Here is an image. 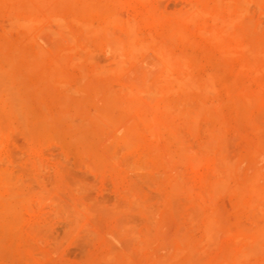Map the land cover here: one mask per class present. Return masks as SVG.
Masks as SVG:
<instances>
[{"label":"rangeland","instance_id":"rangeland-1","mask_svg":"<svg viewBox=\"0 0 264 264\" xmlns=\"http://www.w3.org/2000/svg\"><path fill=\"white\" fill-rule=\"evenodd\" d=\"M73 1L0 0V264H226L229 259L234 264L243 245L254 254L249 257L245 249L249 258L245 262L239 254L241 264H264V235L257 234L264 228V200L259 201L264 199V0ZM189 1H198L193 9L199 4L208 14L197 17L198 7L193 20ZM79 7L83 12H76ZM214 12L216 21L231 15L229 30H221L227 19L222 25L213 20L220 25L218 36L208 19ZM113 15L121 27L113 24ZM120 18L128 24L134 19L137 37L127 40L130 45L125 37L132 29ZM76 20L80 25L72 23ZM81 25L96 36L86 34L87 39ZM198 29L209 34L213 29L221 37L209 41L214 38ZM149 39L151 47L144 45ZM135 42L141 43L140 52L129 50ZM225 45L234 48L223 50ZM158 57L177 59L183 72L193 74L198 91L192 84L193 91H186V83L184 92L177 86L174 95L164 94L172 85H164L169 73ZM171 62L166 68L177 76L178 64ZM205 73L212 92L203 84L209 81ZM163 104L173 109L164 105V111ZM209 216L212 228L206 225Z\"/></svg>","mask_w":264,"mask_h":264},{"label":"bare ground","instance_id":"bare-ground-1","mask_svg":"<svg viewBox=\"0 0 264 264\" xmlns=\"http://www.w3.org/2000/svg\"><path fill=\"white\" fill-rule=\"evenodd\" d=\"M29 1H30V0H29ZM71 1H73V0H71ZM140 1H142V0H140ZM143 1H144V0H143ZM145 1H146V0H145ZM222 1H223V0H222ZM225 1L228 2V0H225ZM229 1L232 2V0H229ZM233 1H234V0H233ZM236 1H237V0H236ZM239 1H240V0H238L237 2H239ZM248 1H249V0H248ZM259 1H260V0H259ZM73 2H74V1H73ZM75 2H76V4H77V3H78V0H77V1L75 0ZM75 2H74V4H75ZM122 2H123V1H122ZM187 2H188V1H187ZM211 2H212V1H211ZM216 2H217V1H216ZM216 2H212V3H216ZM219 2H220V1H219ZM219 2H217V3H219ZM244 2H246V1H244ZM250 2H253V1L250 0L249 3H250ZM254 2H255V1H254ZM30 3H31V2H30ZM189 3H190V4H188V5H191L190 7H189V6L187 7V6H185V5H184V6L187 7V9L189 8L188 10H191L190 12L187 11L188 13L194 12V13H192V14L194 15L193 18H192V14H191V17H190V18H192V19L194 20L195 13H197V12H195V11H196V10L198 11L199 4L196 5L197 9H196V7L193 9L194 6L192 7V4L194 3V1H193V3H192V1H189ZM196 3H198V1H197ZM196 3H195V4H196ZM217 3H216V4H217ZM229 3H230V2H229ZM234 3H235V1H234ZM240 3H241V2H240ZM249 3L246 2V3L244 4V6H246V4L248 5ZM255 3H256V2H255ZM258 3H259V2H258ZM115 4H116V3H115ZM195 4H193V5H195ZM226 4H227V6H230V5H228V3H226ZM232 4H233V3H232ZM236 4H238V3H236ZM31 5H33V4H31ZM65 5H66V4H65ZM125 5H126V4H125ZM136 5H138V4H136ZM141 5H142V4H141ZM141 5H139V6H141ZM218 5H219V4H218ZM218 5H217V6H218ZM222 5H224V4H222ZM239 5H240V4H239ZM241 5H242V4H241ZM241 5H240V7H241ZM254 5H255V4H254ZM182 6H183V5H182ZM210 6H211V5H210ZM231 6H232V5H231ZM231 6H230V7H231ZM25 7H26V6H25ZM33 7H34V6H33ZM71 7H72V5H71ZM90 7H91V6H90ZM107 7H108V6H107ZM135 7H137V6H135ZM141 7H142V6H141ZM141 7H137V8H140V9H141ZM212 7H214V6H212ZM242 7H243V6H242ZM246 7H247V6H246ZM246 7H244V8H246ZM253 7H254V6H253ZM65 8H66V7H65ZM79 8H80V7H79ZM84 8H85V7H84ZM101 8H102V7H101ZM191 8H192L193 10H192ZM218 8H220V6H218ZM232 8H233V7H232ZM232 8H231V9H232ZM236 8H237V10L240 9V8H238L237 6H236ZM244 8H243V9H244ZM33 9H34V8H33ZM33 9H32V10H33ZM52 9H53V8H52ZM109 9L111 10V7H110V6H109ZM114 9H115V8H114ZM132 9H133V8H132ZM213 9H214V8H213ZM213 9H212V10H213ZM227 9L229 10V7H227ZM231 9H230V10H231ZM243 9H242V11H245V10H243ZM254 9H255V8H254ZM62 10H63V8H62ZM77 10H78V9H77ZM80 10H81V8H80ZM80 10H79V11H76V12H83L82 10H81V11H80ZM106 10H107V9H106ZM137 10H138V9H137ZM201 10H203V9H202V8L200 9V7H199V11H200V12L198 11V12H199V15H198V13L196 14L197 17H200V13H201V15L207 13V12H204V13H203V11H201ZM228 10H226V11L228 12ZM257 10H258V9H257ZM240 11H241V10H240ZM240 11H237V14H238V12H240ZM32 12H33V11H32ZM121 12H122V10H121ZM121 12H118L119 14H118L117 16H120V13H121ZM185 12H186V11H185ZM215 12H217V11H215ZM215 12H214V13H215ZM227 12H226L225 14L228 15ZM61 13H62V12H61ZM70 13H71V12H70ZM73 13H74V12H73ZM97 13H98V12H97ZM165 13H166V12H165ZM180 13H181V12H179V15H181ZM188 13H187V14H188ZM214 13H212V14L210 13L211 16H213V17L210 18V14H209V18H208V19H210V22H213V23H212L213 26H214V24H215L213 20L216 21V19H217V17H218V16H217L218 14L215 13V15H214ZM217 13H218V12H217ZM242 13H243V12H242ZM242 13H241V14L239 13V14L242 15ZM244 13H245V12H244ZM45 14H46V13H45ZM52 14H53V13H52ZM115 14H117V13H115ZM147 14H149V13H147ZM184 14H186V13H183V15H184ZM207 14H208V13H207ZM207 14H206V15H207ZM239 14H238V16H239ZM47 15H48V14H47ZM60 15H61V14H60ZM128 15H129V14H128ZM132 15H133V14H132ZM132 15H131V17H130V16H129V17L132 18ZM174 15L176 16V14H174ZM179 15H178V16H179ZM221 15H222V14H221ZM227 15H226V17L223 18V19H224V20L227 19L228 21H224V22H223V19H221V21H220L219 18H218L219 20H217V21H219L218 23L223 22V26L225 25V26H224L225 28L223 27V28H221V30L228 29V28H226V24H227V27H228V26H231V24L228 25V23H230V20H231V19L229 18V16H231V15H229V16H227ZM234 15H235V14H234ZM53 16H54V19H55V17H56V20H59V21H60V18H57L56 15H53ZM53 16H52V17H53ZM76 16H77V13H76ZM114 16L117 17L116 15H113V17H114ZM133 16H136V15H133ZM168 16H170V15L168 14ZM171 16H172V15H171ZM189 16H190V15H189ZM215 16H217V17H215ZM224 16H225V15H224ZM232 16H233V15H232ZM261 16H262V13H261ZM58 17H60V16H58ZM73 17H75V14H74ZM73 17L71 16V19H70V20L74 21V19H75L76 17H75L74 19H73ZM111 17H112V16H111ZM137 17H138V16H137ZM137 17H136V18H137ZM176 17H177V16H176ZM186 17H187V16H186ZM197 17H195V21H196V18H197ZM204 17H205V16H204ZM234 17H235L234 21H235L236 19L238 20V18H237L236 16H234ZM234 17H233V18H234ZM241 17H242V16H241ZM29 18H31V16H30ZM39 18H41V16H40ZM122 18H124V20H125V17H122ZM122 18H120V19H121V20H120V21H121L120 24H122V20H123ZM130 18H129V21H130ZM148 18H149V17H148ZM179 18H180V17H179ZM181 18H182V16H181ZM231 18H232V17H231ZM233 18H232V20H233ZM32 19H33V17H32ZM42 19H44V18L42 17ZM42 19H41V21H42ZM77 19H78V18H77ZM107 19H108V16H107ZM107 19L105 20L106 22L108 21ZM118 19H119V17H117V19L115 18V21H114V19H113V21H114L113 24H115V22H116V23L118 24V26H120L119 23L117 22ZM134 19H135V17H134ZM134 19H131L132 22L130 21V22H129L130 24H128V21H124V20H123L124 23H126V24L124 25V27H125V26H126L127 28L129 27V28L127 29L128 31H129V29H132V30H131L132 32L130 31L131 33H133V31L135 30V28H134L135 26L133 27V25L135 24V23H134ZM162 19H163V18H162ZM203 19L205 20L206 18H203ZM208 19H207V20H208ZM211 19H212V20H211ZM239 19H240V17H239ZM241 19H242V18H241ZM36 20H37V19H34L33 21H36ZM46 20H47V19H46ZM46 20H45V21H46ZM50 20H51V19H50ZM52 20H53V19H52ZM67 20H68V18H67ZM111 20H112V18H110V16H109L108 28H110L109 25L112 23ZM180 20H181V19H180ZM182 20H183V19H182ZM185 20H186V19H184L183 22H185ZM193 20H192V21H193ZM201 20H202V18H201ZM207 20H206V21H207ZM237 20H236V21H237ZM252 20H253V19H252ZM14 21H16V20L14 19ZM14 21H12V23H13ZM28 21H29V20H28ZM33 21H31V22L34 23ZM38 21H40V20H38ZM59 21H58V22H59ZM61 21H62V19H61ZM77 21H78V20H76L75 22H72V23H74V24L76 23V25H80V22H79V21L77 22ZM80 21H81V20H80ZM83 21H84V20H83ZM92 21H93V20H92ZM97 21H98V20H97ZM105 21H104L105 25H104V23H103L104 26H106V22H105ZM138 21H140V20H138ZM159 21H160V20H159ZM190 21H191V20H190ZM192 21H191V22H192ZM202 21H203V20H202ZM217 21H216V22H217ZM236 21H235V22H236ZM16 22H17V21H16ZM16 22H15V23H16ZM52 22H55V20L52 21ZM70 22H71V21H70ZM109 22H110V24H109ZM141 22H142V21H141ZM141 22H140V23H141ZM178 22H179V21H178ZM180 22H181V21H180ZM210 22H209V23H210ZM225 22H227V23H225ZM232 22H233V21H232ZM248 22L250 23V21H248ZM251 22H252V21H251ZM28 23L30 24V22H28ZM32 23H31V24H32ZM59 23H60V22H59ZM131 23H132V24H131ZM137 23H138V22H137ZM193 23H194V22H193ZM206 23H207V22H205V24H206ZM236 23H238V22H236ZM246 23H247V22H246ZM19 24H20V23H19ZM19 24H18V25H19ZM35 24H37V23H35ZM56 24H57V21H56ZM60 24H62V22H61ZM81 24H84V23L82 22ZM92 24H93V23H92ZM101 24H102V23H101ZM117 24H116V25H117ZM181 24H182V23H181ZM183 24H184V23H183ZM186 24H187V22L185 23V25H186ZM191 24H192V23H191ZM238 24H239V23H238ZM256 24L258 25L259 23L257 22ZM16 25H17V24H16ZM64 25H65V24H64ZM64 25H61V26H62L61 29H62V28L64 29V27H63ZM72 25H73V24H72ZM72 25H71V26H72ZM76 25H75V26H76ZM93 25H94V24H93ZM128 25H130V26H128ZM140 25H141V24H140ZM203 25H204V24H203ZM210 25H211V24H210ZM221 25H222V23H221ZM27 26H29V25H27ZM41 26H42V25H41ZM59 26H60V25L57 24L56 29H58V30L60 31V27H59ZM75 26H74V27H75ZM81 26H82V25H81ZM81 26H79V27H80V28H84V26H82V27H81ZM100 26H101V25H99V27H100ZM110 26H111V25H110ZM145 26H147V25H145ZM192 26H193V25H192ZM213 26H211V27H213ZM216 26H217V28H218V26H220V25L217 24ZM216 26H214V27H216ZM251 26H252V24H251ZM251 26H250V27H251ZM38 27H39V26H38ZM38 27H35V28H38ZM58 27H59V28H58ZM65 27H66V26H65ZM76 27H77V26H76ZM76 27H75V28H76ZM102 27H103V26H102ZM102 27H101V29L104 30V29H103L104 27H103V28H102ZM120 27H121V26H120ZM126 27H125V28H126ZM137 27H138V25L136 24V29L140 28L141 26L138 27V28H137ZM147 27H148V26H147ZM157 27L159 28V27H160V24H159ZM171 27H172V26H171ZM193 27H196V26H193ZM259 27H260V26H259ZM30 28L33 29L34 27H32V25H31ZM35 28H34V29H35ZM89 28H90V27H89ZM89 28H87V26H85L84 30L86 29V31H85L86 33H84V31H83V33H84L85 35H86V34H90L91 31H87V29H89ZM117 28H118V27H116L115 29H117ZM204 28H205V27H203V30H204ZM230 28H232V27H230ZM254 28H255V27H254ZM26 29H27V28H26ZM26 29H25V30H26ZM41 29H42V28L39 29L40 32H41V31H44V29H43V30H41ZM120 29H122V28H120ZM149 29H150V28H149ZM219 29H220V28H218V30H217L218 32L215 33V34H217V36H218V33L221 31V30L219 31ZM255 29L257 30V28H255ZM259 29H261V28H259ZM35 30H36V29H35ZM47 30H48V29H47ZM52 30H53V29H52ZM52 30H51V31H52ZM58 30H57V31H58ZM108 30H110V29H107V28H106V31H108ZM118 30H119V29H118ZM118 30H116V31H118ZM142 30H143V29H142ZM203 30L201 29V31H200V30L198 29V32H197V33L200 34L201 36H203V34L206 32V31L202 32ZM228 30H229V29H228ZM28 31H29V30H28ZM37 31H38V30H37ZM53 31L55 32V29H54ZM57 31H56V32H57ZM67 31H68V30H67ZM106 31H105V32H106ZM116 31H115V32H116ZM136 31H138V30H136ZM143 31H144V30H143ZM149 31H151V30H149ZM199 31H200V32H199ZM211 31L215 32L213 29H211ZM26 32H27V30H26ZM56 32H55V34H56ZM87 32H89V33H87ZM108 32L110 33V31H108ZM122 32H123V30H122ZM209 32H210V31H209ZM209 32H208V33L206 32V33L204 34V37L206 36V38H207L208 35H209L210 38H211V36H212V37H213V36L215 37V35L213 34V32L211 33V34H213V35L209 34ZM224 32H225V31H224ZM226 32H227V31H226ZM226 32H225V33H226ZM257 32H258V30H257ZM3 33H4V32H3ZM48 33H49V32H48ZM57 33H58V32H57ZM60 33L63 35L64 32L62 31V32H59V34H60ZM68 33H69V31H68ZM76 33H77V32H76ZM91 33L94 34L95 32H91ZM118 33H119V32H118ZM140 33H141V32H140ZM143 33H144V32H143ZM149 33H150V32H149ZM155 33H157V32H155ZM201 33H202V34H201ZM222 33H223V32H221L220 35H222ZM249 33H250V32H249ZM81 34H82V33H81ZM84 34H83V35H84ZM93 34H90L89 39L91 38V35H92V36H96V35H93ZM111 34H112V32H111ZM126 34H127V37H125V39H126L125 41L128 40L130 43H132V42H133L132 40L135 39V38L132 39L133 36H134V37H137V35H136L135 33H133V35H132V34H129V33H126ZM126 34H125V35H126ZM134 34H135V35H134ZM206 34H207V35H206ZM235 34H236V32H235ZM252 34H253V33H252ZM26 35H27V34H26ZM48 35H51V33L48 34ZM68 35H70V33H69ZM68 35H66V37H67ZM83 35H82V36H83ZM85 35H84V36H85ZM128 35H129V37H131L130 40H129ZM140 35H141V34H140ZM142 35H143V34H142ZM144 35H145V33H144ZM144 35H143V36H144ZM154 35H156V34H154ZM223 35H224V34H223ZM248 35H250V34H248ZM29 36H30V34H29ZM31 36H32V35H31ZM31 36H30V38H31ZM51 36H52V35H51ZM53 36H54V35H53ZM56 36H57V35H56ZM71 36H72V35H71ZM97 36H98V35H97ZM121 36H123V33L121 34ZM143 36H142V37H143ZM160 36H161V35H160ZM217 36H216V37H217ZM229 36H230V34H229ZM238 36H239V35H238ZM27 37H28V36H27ZM68 37H69V36H68ZM68 37H67V38H68ZM72 37H73L72 40L74 41L76 37L74 38V35H73ZM85 37H87V35H86ZM149 37H150V36H149ZM156 37H157V36H155V38H156ZM214 37H213V38H214ZM216 37H215V38H216ZM219 37H221V36H219ZM219 37H217V38H219ZM45 38H46V37H45ZM69 38L71 39V37H69ZM69 38H68V39H69ZM80 38H81V37H80ZM127 38H128V39H127ZM155 38H154V39H153V37L151 38L152 40H154V41H152V44H153V42L155 43ZM158 38H159V37H158ZM160 38H161V37H160ZM215 38H214V39L211 38V39H209V41H213V40H215ZM217 38H216V40H217ZM239 38H240V37H239ZM68 39H67V40H68ZM84 39H85V38H84ZM87 39H88V37H87ZM115 39H116V38H115ZM142 39H143V38H142ZM151 39H149V41H150ZM156 39H157V38H156ZM207 39H208V38H207ZM207 39H206V40H207ZM219 39H220V38H219ZM28 40H29V39L27 38V42H28ZM30 40H31V39H30ZM32 40H33V39H32ZM32 40H31V41H32ZM80 40H81V39H80ZM135 40H136V39H135ZM135 40H134V41H135ZM157 40H159V39H157ZM250 40H251V39H250ZM68 41L70 42V40H68ZM75 41H76V40H75ZM84 41H86V40H84ZM117 41H118V40H117ZM119 41H120V40H119ZM119 41H118V42H119ZM128 41H127V45H130ZM140 41H142V40H140ZM143 41H144V40H143ZM33 42H34V41H33ZM54 42H55V41H54ZM71 42H72V41H71ZM144 42H145V41H144ZM222 42H223V41H222ZM222 42H221V43H222ZM225 42H226V41H225ZM23 43H24V42H23ZM73 43H74V42H73ZM119 43H121V42H119ZM119 43H117V44H119ZM133 43H134V42H133ZM136 43H137V44H136ZM142 43H143V42H142ZM157 43H158V42H157ZM164 43H165V42H164ZM228 43H230V41H229ZM68 44H69V43H68ZM74 44H76V43H74ZM81 44H82V43H78V46L82 47ZM139 44H141V43L135 42V44H131V46H132V47L135 46V48H132L131 46H129V47H130L129 50H132V49L135 50V49H137V51L139 50L138 52H140V48H139L140 45H139ZM145 44L150 45V44H151V41H150L149 43L145 42L144 45H145ZM152 44H151V45H152ZM232 44H233V43H232ZM119 45H120V44H119ZM121 45H122V43H121ZM136 45H137V47H138L139 49L136 47ZM148 45H146V46H148ZM151 45L148 46V47H151ZM154 45H155V44H154ZM156 45H157V44H156ZM159 45H160V44H158L157 46H159ZM39 46H40V45H39ZM74 46L76 47L77 45H74ZM160 46H162V43H161ZM160 46H159V47H160ZM225 46H226V45H225ZM229 46H230V45H229ZM246 46H247V45H246ZM246 46H243V44H242V46H240V47L238 46V47H239L240 49H242V48L245 49ZM162 47H163V46H162ZM232 47H233V46H231V48H230V47L227 48V46H226V47H224L223 50H226L225 48H227V50L230 52V49L232 50V49L234 48V47H233V48H232ZM258 47H259V45H258ZM76 48H77V47H76ZM78 48H79V47H78ZM152 48H153V47H152ZM170 48H172V47H170ZM236 48H237V46H236ZM42 49H43V48H42ZM69 49L74 50V47H73V48H69ZM85 49H86V46H85V48H83V50H85ZM87 49H88V48H87ZM87 49H86V50H87ZM149 49H151V48H149ZM156 49H158V50H155V51H159V48H156ZM221 49H222V48H221ZM221 49H220V50H221ZM237 49H238V48H237ZM254 49H255V48H254ZM256 49H257V47H256ZM258 49H259V48H258ZM258 49H257V50H258ZM2 50H3V49H2ZM77 50H78V49H77ZM134 50H133V51H134ZM160 50H161V49H160ZM162 50H163V49H162ZM162 50L160 51L161 53H162ZM166 50H167V49H166ZM166 50H165L164 52L167 54V51H166ZM169 50H171V49H169ZM251 50H253V49H251ZM64 51L66 52V50H64ZM133 51H132V52H133ZM249 51H250V50H249ZM44 52H45V51H44ZM62 52H63V51H62ZM68 52H69V51H68ZM78 52H80V51L78 50ZM78 52H77V54H79V55H81V56L83 55V54H81L82 51H81L80 53H78ZM89 52H91V51H89ZM130 52H131V51H130ZM132 52H131V53H132ZM138 52H136V56H137V53H138ZM153 52H154V51H153ZM170 52H171V54H172V51H170ZM231 52H232V51H231ZM133 53H134V52H133ZM168 53H169V52H168ZM177 53H178V52H177ZM179 53H180V52H179ZM246 53H248V50H247ZM249 53H252V51H250ZM256 53H257L256 55H258V52H257V51H256ZM262 53H263V52H262ZM183 54H184V53H183ZM223 54H224V53H223ZM233 54H234V52H233ZM253 54H254V53H253ZM253 54H252V55H253ZM263 54H264V53H263ZM59 55H60V53H59ZM130 55H131V57H130ZM138 55H139V54H138ZM153 55H154V54H153ZM229 55H231V54H228V53H227V56H229ZM250 55H251V54H250ZM252 55H251V56H252ZM1 56H3V55H1ZM73 56H74V55H72V58H73ZM81 56H80V58H81ZM90 56H92V55H90ZM127 56H128V55H127ZM133 56H134V55H133ZM133 56H132V54H129L128 57H130V59L134 60V59L132 58ZM170 56H171V55H170ZM174 56H175V54H174L173 56H171V57H174ZM183 56H184V55H183ZM183 56H181V57H182V60H184V59H183V58H184ZM231 56H232V55H231ZM31 57H32V56H31ZM59 57H61V56H59ZM77 57H78V56H77ZM77 57H74V58L76 59ZM118 57H120V56L118 55ZM121 57H123V56L121 55ZM121 57H120V59H121ZM155 57H157V56H155ZM186 57H187V56H186ZM252 57H253V56H252ZM70 58H71V57H70ZM80 58H79V59H80ZM110 58H111V56H110ZM158 58H159L160 60H158ZM158 58L155 59V60L160 61V63L165 62V63H163V65L165 64L166 66L168 65V61L171 62V60H172V61L176 60L175 65L178 64V63H177L178 60L175 59L176 56H175V58H172V59H170V60H169V58H163V59H162L161 57H158ZM187 58H188V57H187ZM81 59H82V58H81ZM81 59H80V60H81ZM86 59H87V58H86ZM114 59H115V58H114ZM122 59H123V58H122ZM122 59H121V62H122ZM127 59L129 60V58H127ZM166 59H167V60H166ZM173 59H174V60H173ZM178 59L180 60V58H178ZM64 60H65V59H64ZM71 60H73V59H71ZM71 60H70V61H71ZM91 60H92V59H91ZM115 60H117V59H115ZM135 60H136V59H135ZM135 60H134V61H135ZM162 60H163V62H162ZM165 60H166V61H165ZM189 60H190V59H189ZM59 61L61 62V61H63V60H59ZM70 61H69V62H70ZM74 61H75V60H74ZM76 61H79V60H76ZM141 61H142V59H141ZM141 61H140V62H141ZM152 61H153V60H152ZM186 61H187V60H186ZM4 62H5V61H4ZM71 62H73V61H71ZM117 62L119 63V66L122 65V64H120V63H121L120 61H117ZM124 62H125V61H123V63H124ZM166 62H167V63H166ZM180 62H181V60H180ZM187 62H188V61H187ZM115 63H116V62H115ZM151 63H152V62H151ZM160 63H159V64H160ZM171 63H172V62H171ZM171 63H170V65H171ZM173 63H174V62H173ZM184 63H185V62H184ZM188 63H189V62H188ZM3 64H4V63H3ZM63 64H64V63H63ZM126 64H127V63H125V65H126ZM144 64H145V63H143V65H144ZM153 64H154V63H153ZM189 64H190V66H191L192 63H189ZM4 65H5V64H4ZM57 65H58V64H57ZM125 65L123 64V67H124ZM148 65H149V64H148ZM154 65H155V64H154ZM165 65H164V66H165ZM9 66H10V64H9ZM58 66H59V65H58ZM144 66H145V65H144ZM160 66H161V65H160ZM166 66H165V68H164V67H163V68L166 69V71H168L169 75H167V76H169V77H167V78H169V79H167V81L165 82L166 79L164 78L165 80L163 79V81L165 82V84H164V82H162V83H163L165 86H166V83H167L168 85H169V84L172 85V86H170V85H169V86H166L167 89H168L169 87H170V88H171V87H173V88L175 87V88H174V89L171 88L172 90L169 88L170 91H167V89L162 90L163 88H166V87H163V88L161 87L160 89H161L162 91H166V92H167V93H166V92H163L164 94L167 95L168 92H169V93H172V95H174V91H173V90H175V93H176V92H177V89H178L177 86L180 87V88H179V91L182 93V92H184V91L186 90V89H185V88L187 87V86H186V83H189V84H190V85L187 84V85H189V86L187 87L189 90L187 89L186 91H189V92H190V91H193L192 89H195L196 82L193 81L194 79H192V78H194V77L191 76V75H193V74L190 75V72H189V75H190V77H192V78H190V77L187 75L188 72H187L186 70H187L188 68H187L186 70L184 69V71H186L187 73H186V72H183V68H182L183 65H181V64L179 63L178 65H176L177 68H178V70H179V71H178V74H177V73L175 72V70H174V72L177 74V76H175L174 74H173V75L170 74L171 71H170V69L167 70ZM0 67H1V66H0ZM184 67H185V66H184ZM168 68H169V67H168ZM177 68H176V69H177ZM1 69H2V68H1ZM6 69L9 70V68H6ZM13 69H14V67H13ZM96 69H98V68H96ZM117 69L120 70L121 67H120V68L118 67ZM153 69H154V68H153ZM159 69H160V68H159ZM164 69H163V70H164ZM172 69H175V68H172ZM181 69H182V71H181ZM190 69H191V68H190ZM192 69H193V68H192ZM194 69H195V68H194ZM259 69H260V71H261L262 68H259ZM98 70H99V69H98ZM101 70H102V69H101ZM161 70H162V69H161ZM163 70H162V71H163ZM262 70H263V69H262ZM0 71H1V70H0ZM5 71H7V70H5ZM5 71H4V69H2V72H5ZM92 71H93V70H92ZM120 71H121V70H120ZM158 71H159V70H158ZM190 71H192V70H190ZM255 71H257V70H255ZM82 72H83V71H82ZM94 72H95V71H94ZM179 72H181V73H179ZM182 72H183V73H182ZM192 72H193V71H192ZM5 73H6V72H5ZM112 73H113V72H112ZM112 73H111V75H112ZM119 73H120V72H119ZM258 73H260V72H258ZM87 74H88V73H87ZM94 74H95V73L92 72V75H94ZM156 74H157V73H156ZM164 74H167V73H164ZM205 74H206V73H205ZM205 74H203V75H204V79L206 78V80H209V81H205V80H204L205 83H204V81H203V84L205 85V87L208 85V86H207V87H208L207 89H209V90L214 89V88H212V87H213V81H212V78H211V77H206L207 74H209V73H207L206 75H205ZM255 74H257V73L255 72ZM90 75H91V74H90ZM148 75H149V77H150L152 74L150 75V73H149ZM194 75H195V73H194ZM199 75H200V73H199ZM199 75H198V76H199ZM253 75H254V74H253ZM58 76H59V75H58ZM84 76H85V75H84ZM158 76H160V77H158ZM161 76H162V73H161V75H158V74H157V79H158V78H161ZM200 76H201V75H200ZM208 76H210V75H208ZM48 77H50V76H48ZM52 77H53V76H52ZM52 77H50V79H52ZM59 77H60V76H59ZM91 77H93V76H91ZM196 77H197V75H196ZM56 78H57V77H56ZM152 78H154V77H152ZM210 78H211V80H210ZM150 79H151V78H150ZM154 79H156V76H155ZM202 79H203V78H202ZM158 81H159V80H157V82H158ZM160 81H161V79H160ZM200 81H201V80H200ZM210 81H211V82H210ZM54 82H57V81H54ZM147 82H148V81H147ZM157 82H155V84L153 83V84H154V87H155V85L157 84ZM190 82H191V83H190ZM198 82H199V81H198ZM208 82H210V83H208ZM61 83H64V82H61ZM61 83L58 82V84H61ZM87 83H88V82H87ZM145 83H146V82H145ZM151 83H152V82H151ZM158 83H160V82H158ZM201 83H202V81H201ZM54 84H55V83H54ZM54 84H53V85H54ZM65 84H67V83H65ZM65 84H61V85H63V86H60V87H64ZM191 84H192V89L189 88V87H191ZM193 84H195L194 87H193ZM203 84H201V87L203 86L202 89H201V92H202V90H203V88H204V85H203ZM206 84H207V85H206ZM209 84H212L211 89H210V87H209V86H211V85H209ZM157 85H158V84H157ZM159 85H160V84H159ZM164 85H163V86H164ZM173 85H176V86H173ZM11 86H12V85H11ZM182 86L185 87V88H184L185 90L183 89L184 91H183V90H180ZM65 87H66V86H65ZM145 87H146V85H145ZM157 87H158V86H157ZM196 87L198 88V86H196ZM5 88H6V87H5ZM120 88H122V87H120ZM123 88H124V87H123ZM123 88H122V89H123ZM197 88H196L194 91H198ZM1 89H2V88H1ZM1 89H0V91H1ZM65 89H66V90H69L67 87H66ZM125 89L128 90V88H126V87H125ZM169 89H168V90H169ZM207 89H205V90L207 91ZM14 90H15V89H14ZM14 90L12 89V91H14ZM66 90H65V91H66ZM161 90H160V91H161ZM209 90H208V92H210ZM69 91L72 92L71 89H70ZM128 91L131 93L130 95H132V92H131L130 90H128ZM142 91H143V90H142ZM142 91H141V92H142ZM160 91H159V89H158V92H159L160 94H163V93H161ZM171 91H173V92H171ZM1 92H3V91H1ZM15 92L17 93V91H15ZM67 92H68V91H67ZM70 92H69V93H70ZM73 92H74V91H73ZM78 92H79V90H78ZM138 92H139V91H137L136 93L139 94ZM141 92H140V93H141ZM147 92L150 93V90H149V91H146V93H147ZM152 92H154V90H153ZM158 92H157V93H158ZM211 92H212V90H211ZM213 92H214V90H213ZM75 93L77 94V92H75ZM75 93H73V94H75ZM113 93H114V92H113V90H112V94H113ZM194 93H195V92H194ZM203 93L208 94L207 92H203ZM8 94H9V93H8ZM209 94H210V93H209ZM3 95H4V92H3ZM16 95H17V94H16ZM107 95H108V93H107ZM109 95H110V94H109ZM147 95H149V94H147ZM158 95H159V94H158ZM202 95H204V94H202ZM0 96H1V95H0ZM11 96H15L14 93H13V95H11ZM125 96H126V95H125ZM134 96H135V95H134ZM155 96H156V95H155ZM162 96H163V95H162ZM167 96H169V95H167ZM7 97H8V96H7ZM7 97H5V98L3 97V100L6 99ZM165 97H166V96H165ZM9 98H10V97H9ZM11 98H12V97H11ZM11 98H10V99H11ZM183 98H184L185 101H186L185 96H184ZM183 98H182V99H183ZM187 98H188V97H187ZM167 99H168V98H167ZM7 100H9V99L7 98ZM168 100H169V99H168ZM168 100H167V101H168ZM9 101H12V99L9 100ZM162 101H163V100H162ZM197 101H198V100H197ZM163 102H164V101H163ZM180 102H181V101H180ZM165 103H166V102H165ZM170 103H171V102H170ZM184 103H185V105H188V104H186V102H184ZM199 103H200V102H199ZM2 104H3V103H2ZM211 104H212V103H211ZM11 105L13 106V104H11ZM164 105H166V104L161 105V108H163L164 111H168V109H169V110L171 109V108H170L171 104H170V106L166 105V106L169 107L168 109H164V107H162V106H164ZM185 105H184V106H185ZM8 106L10 107V104H9ZM153 106H155V105H153ZM180 106H181V105H180ZM202 106H203V105H202ZM63 107H64V106H63ZM205 107H208V104H207V106H205ZM161 108H160V109H161ZM165 108H167V107H165ZM12 109H13V108H12ZM12 109H11V110H12ZM172 109H173V108H172ZM172 109H171V110H172ZM202 109H203V108H202ZM199 110H200V109H199ZM199 110L197 109V111H199ZM12 111H13V110H12ZM174 111H175V109H174ZM178 111H179V108H178ZM201 111H202V110H201ZM204 111H207V108H206V110H204ZM14 112H15V111H14ZM190 112H191V111H190ZM172 113H177V112H172ZM172 113H170V115H171ZM53 114H55V113H53ZM177 114H180V113H177ZM177 114H176V115H177ZM179 116H181V114H180ZM148 117H149V115H148ZM175 117H177V116H175ZM207 117H208V116H207ZM210 117H211V116H209V118H210ZM96 118H97V117H96ZM138 118H139V117H138ZM105 119H106V118H105ZM147 120H148V118H145V119H144V121H146V122H147ZM149 120H150V119H149ZM153 120H154V119H153ZM142 121H143V120H142ZM155 121H156V120H155ZM133 122H134V121H133ZM152 122H153V121H152ZM152 122H151V123H152ZM101 123H103V122H101ZM156 123H157V122H156ZM153 124H154V123H153ZM175 124H177V123H175ZM175 124H174V125H175ZM103 125H104V124H103ZM169 126H170V125H169ZM135 127H137V126H135ZM153 127H154V126H153ZM161 127H163V126H161ZM165 127H166V126H165ZM176 127H177V126H176ZM147 128H148V127H147ZM166 128H167V127H166ZM137 129H138V128H137ZM140 129H141V128H140ZM145 129H146V128H145ZM152 129H153V128H152ZM176 130H177V128H176ZM139 131H140V130H139ZM150 132H152V131H150ZM155 132H156V131H155ZM155 132H154L153 135L156 134ZM152 133H153V132H152ZM160 134L162 135V133H160ZM150 135H151V134H150ZM173 135H174V134H173ZM161 137H162V136H161ZM0 143H1V142H0ZM162 157H163V156H162ZM0 158H1V157H0ZM257 158H258V157H257ZM34 159H35V158H34ZM163 159H164V158H163ZM164 161H165V160H164ZM213 168H215V167H212V169H213ZM215 171H218L217 168L215 169ZM219 171H220V170H219ZM222 171H224V170H222ZM220 172H221V171H220ZM220 172H219V173H220ZM219 173H217V174H218V175H222L221 173H220V174H219ZM231 173H232V172H231ZM226 174H227V173H224V176H225V177L223 176L224 178H221V177H219V178H221L222 180H225V178H226ZM218 175H217V176H218ZM211 176H212V175H211ZM215 176H216V174H215ZM255 176H256V175H255ZM213 177H214V176H213ZM176 178H177V177H176ZM174 180H175V178H174ZM174 180H172L171 183H172ZM203 180H205V179L203 178ZM222 180H221V182H222ZM252 180H253V179H252ZM4 181H5V180H4ZM219 181H220V180H219ZM225 181H226V180H225ZM0 182H1V181H0ZM206 182H207V181H206ZM217 182H218V181H217ZM255 182H256V181H255ZM215 183H216V181L213 183V185H214ZM253 184H254V181H253ZM253 184H252V185H253ZM0 185H2V184L0 183ZM8 185H9V184H8ZM212 187H213V186H212ZM232 187H233V186H232ZM234 188H235V185H234ZM237 188H239V187H237ZM251 190H253V189H251ZM258 191H259V190H258ZM258 191H255V192H256L257 194H259L260 192H258ZM10 192L12 193V191L9 190V193H8L9 195H10ZM238 192H239V191H238ZM252 193H253V191H252ZM8 194H7V195H8ZM15 194H16V193H15ZM23 194H24V193H23ZM253 194H254V196L257 195V194H255V193H253ZM262 194H263V193L259 194L258 196H260V195H262ZM7 195H6V198H7ZM9 195H8V197H9ZM16 195H17V194H16ZM18 195H19V194H18ZM13 196H14V195H13ZM258 196H257V197H258ZM263 196H264V194H263ZM257 197H256V198H257ZM1 198H3V196H1ZM12 198H13V197H12ZM8 199H10V198H8ZM254 199H255V198H253V199L251 200V201H252L251 204H254V202H253ZM1 200H2V199H1ZM1 200H0V201H1ZM4 200H5V199L3 198V201H4ZM255 200H256V199H255ZM255 200H254V201H255ZM262 200H264V199H261V200H259V201H262ZM8 201H9V200H8ZM4 202H5V201H4ZM15 202H16V201H15ZM257 202H258V201H257ZM257 202H256V203H257ZM263 202H264V201H263ZM10 203H11V202H10ZM251 204H250V205H251ZM248 205H249V202H248ZM256 205H258V204H256ZM3 206H4V204H3ZM261 206H262V204H261ZM261 206L259 205V207H261ZM259 207H258V208H259ZM7 208H8V206H7ZM243 208H244V207H243ZM3 209H4V208H3ZM246 209H247V208H246ZM4 210H5V209H4ZM256 210H257V209H256ZM259 211H260V210H259ZM208 219H210V220H208ZM263 219H264V216H263ZM207 221H208V222H206V225L209 224V228H212V227H210V223H211V222L213 223V221H212V219H211L210 216L207 218ZM209 221H211V222H209ZM262 222H264V220H263ZM212 223H211V225H212ZM214 223H215V222H214ZM206 225L204 226V229H205V227L208 228ZM260 225H261V224H260ZM263 227H264V226H263ZM263 227H262V228H263ZM209 228H208V229H209ZM250 228H251V227H250ZM250 228H249V229H250ZM208 229H205V230H208ZM262 230H263V231H262ZM210 231H211V230H210ZM261 231H262L263 233L260 232V230H259L260 233L258 232L257 234L259 235V238L262 239V237H263V235H264V228L261 229ZM204 233H205V232H204ZM210 234H211V232L209 233V235H210ZM204 235H205V234H204ZM209 235H208V236H209ZM261 236H262V237H261ZM206 237H207V236H206ZM236 238H238V237H236ZM240 238H241V237H240ZM259 238L257 237L256 242H258L257 240H259ZM234 239H235V237H234ZM238 239H239V238H238ZM238 239H237V240H238ZM261 239H260L259 242H261ZM205 240H206V239H205ZM237 240H236L235 242H237ZM242 240H243V239H242ZM244 240H246V242H247L249 239L246 238V239H244ZM244 240L241 241V242H244ZM263 240H264V238H263ZM207 241H208V240H207ZM254 241H255V239H254ZM259 242H258V246H260V245H259ZM198 243H199V242H198ZM198 243H197V244H198ZM246 244H247V243H246ZM250 244H252V245H253V244L256 245L255 242H252V243H250ZM243 248H244V249H243ZM252 248H253V246H252ZM259 248H260V247H258V249H259ZM261 248H262V247H261ZM240 249H241L242 252H243L245 249H246V251L249 249L250 251L248 250V251H247V254H249V253H253V252H251V246L248 248V245H247V246H246V245H245V246H244V245H243V246H240ZM240 249H239V251H240ZM242 249H243V250H242ZM253 249H254V248H253ZM256 250H257V247L255 246V251H256ZM231 251H232V250H231ZM241 251H240V252H241ZM246 251L243 252V253H246ZM252 251H254V250H252ZM242 252L239 253V254L241 255ZM256 252H257V251H256ZM261 252L263 253L264 251L261 250ZM261 252H259V250H258V252L255 253V254H258V253L260 254ZM230 253H231V252H230ZM239 254H238V253L235 254L236 256H235V260H234V262H233L234 264H235V262H236V264H237V263H238V264H241V263H240V260H241V259H243V260L245 259V260H246V258L248 257L247 254H246L245 256H243V254H242V255H241L242 258L240 259V258L238 257ZM253 254H254V253H253ZM250 256H253V255H250V254H249V257H250ZM255 256H256V255H255ZM237 257H238V259H237ZM244 257H245V258H244ZM249 257H248V258H249ZM233 258H234V257H233ZM165 259H166V258H165ZM228 259H229V258H228ZM226 260H227V259H226ZM229 260H230V259H229ZM229 260H228V262H225V263H226V264H227V263L229 264V263H230ZM238 260H239V261H238ZM245 260H244V261H245ZM260 260H261V259H260ZM263 260H264V258H263ZM263 260H261V261H263ZM231 261H232V259H231ZM258 261H259V260H258ZM261 261H260V262H261ZM223 262H224V261H223ZM245 262H246V261H245ZM257 263H259V262H257Z\"/></svg>","mask_w":264,"mask_h":264}]
</instances>
